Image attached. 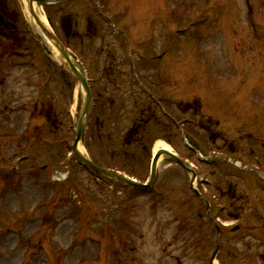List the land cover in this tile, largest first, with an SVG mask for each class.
I'll use <instances>...</instances> for the list:
<instances>
[{
    "label": "rangeland",
    "instance_id": "1",
    "mask_svg": "<svg viewBox=\"0 0 264 264\" xmlns=\"http://www.w3.org/2000/svg\"><path fill=\"white\" fill-rule=\"evenodd\" d=\"M54 5L42 10L56 21L53 30L80 60L98 96L81 136L84 153L102 168L112 165L145 182L155 141H165L195 170L196 186L213 202L220 228L241 226L219 237L215 263L264 264L262 179L258 173H249L256 181L247 178L230 166L249 165L264 176V0H67ZM0 11L14 28L7 36L0 33V155L6 152L0 172L5 164L21 163L15 177H0V264H56L57 257L64 264L86 263L82 256L99 258L88 263L100 264L94 239L103 237L100 207L111 186L122 199L119 209H127L128 229L138 236L135 246L130 235L123 239L128 264H136L134 255L141 251H146L141 264H154L156 255L157 264L207 263L215 230L203 205L201 213L200 200L190 197L191 172L162 157L154 192L134 197L132 205L130 186L82 167L71 152L82 105L79 83L51 49L33 38L20 0H0ZM69 15L73 21L62 27ZM107 15L125 28L130 41L120 31L113 34ZM149 95L163 102L171 118L161 114L159 103H150ZM146 102L154 107L152 119L128 130ZM212 155L214 161L205 159ZM56 168L68 171L67 183L55 179L63 175L52 176ZM23 175L30 178L20 185ZM29 216L36 222H28ZM175 219L186 226L175 229ZM8 225L18 232L6 238ZM83 233L94 241L69 251V243ZM39 242L49 247L51 259L32 253ZM162 247L163 259L158 255ZM110 263L116 264L114 257Z\"/></svg>",
    "mask_w": 264,
    "mask_h": 264
},
{
    "label": "bare ground",
    "instance_id": "2",
    "mask_svg": "<svg viewBox=\"0 0 264 264\" xmlns=\"http://www.w3.org/2000/svg\"><path fill=\"white\" fill-rule=\"evenodd\" d=\"M20 1L23 3V6H24L23 11H24L25 17H26L27 21L30 23V25L32 26L31 28L33 29V31L36 32L38 34V36H40L42 42H45L47 44V46L50 47L52 53L56 57H59V58L61 57L62 60H64L66 62L67 59L65 60L64 57L61 56L62 52L58 51V49L55 46H53L54 44H53L52 40L49 39L48 36L45 34V31H43L42 26L50 29V23L48 22L41 6L38 5V3L33 2V4H32L33 12H31V10H29V8H28L27 0H20ZM70 59L75 64V61L72 59L71 56H70ZM78 88L80 89L81 96L83 97V95L85 93L83 86H81V84H80V85H78ZM157 148L170 149L169 145L165 141L160 140V139H157L155 141V144L153 146V150H155ZM75 149H77L78 152L80 154H83L85 157V154H84L85 149H84L83 145L81 144V142H79L77 148H75ZM162 154L163 153L159 154L160 158L163 156ZM156 157L154 159H156Z\"/></svg>",
    "mask_w": 264,
    "mask_h": 264
},
{
    "label": "water",
    "instance_id": "3",
    "mask_svg": "<svg viewBox=\"0 0 264 264\" xmlns=\"http://www.w3.org/2000/svg\"><path fill=\"white\" fill-rule=\"evenodd\" d=\"M33 1H37V2H45V4L47 2H52V1H56V0H27V5H28V8L29 10H31V12H33ZM43 27V31H45V34L48 36L49 39L52 40L53 44L59 49L60 52H62V56H64L67 60H68V63H69V66L72 70V72L77 76V78L81 81L82 83V86L84 87L85 91H86V96H85V103H84V108H83V113H82V116L80 117L79 119V122H78V125H77V137H76V140L73 144V149L75 151L76 154L79 155L80 158L86 160L90 165H92L93 167H95V169L97 168L98 170L104 172V173H107V174H110V175H113L119 179H122V180H125V181H129L128 178H123L122 176H120L119 174H116V173H113V172H110L108 170H105L99 166H95L94 163H92L90 160L88 159H85L81 154H79V152L77 151L76 148V144H77V141L78 139L80 138V135H81V131H82V128H83V125H84V120L86 119L87 115H88V112H89V108H90V101H91V96H90V93H89V89L88 87L86 86V80H85V77L83 75V73L75 66V64L72 62V60L70 59V55L68 54L66 48L64 47V45L60 42V40L56 37V35L49 29L45 28L44 26ZM152 176H153V172H152Z\"/></svg>",
    "mask_w": 264,
    "mask_h": 264
},
{
    "label": "trees",
    "instance_id": "4",
    "mask_svg": "<svg viewBox=\"0 0 264 264\" xmlns=\"http://www.w3.org/2000/svg\"><path fill=\"white\" fill-rule=\"evenodd\" d=\"M67 24H68V19H67L65 22L62 21V25H63V26L66 27Z\"/></svg>",
    "mask_w": 264,
    "mask_h": 264
},
{
    "label": "flooded vegetation",
    "instance_id": "5",
    "mask_svg": "<svg viewBox=\"0 0 264 264\" xmlns=\"http://www.w3.org/2000/svg\"><path fill=\"white\" fill-rule=\"evenodd\" d=\"M8 21H10L9 19H5V22H8Z\"/></svg>",
    "mask_w": 264,
    "mask_h": 264
}]
</instances>
